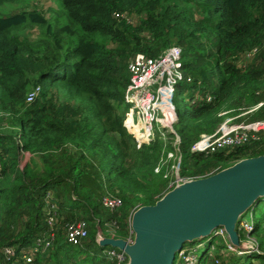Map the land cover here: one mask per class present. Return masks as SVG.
<instances>
[{"label": "trees", "instance_id": "1", "mask_svg": "<svg viewBox=\"0 0 264 264\" xmlns=\"http://www.w3.org/2000/svg\"><path fill=\"white\" fill-rule=\"evenodd\" d=\"M23 1L0 0L7 3L0 12V263L5 247L21 248L46 230L49 190L59 228L55 247L38 263L117 264L102 255L109 247L97 244V232L127 239L133 212L171 189L166 167L155 170L173 149L170 141L158 133L138 149L123 125L128 66L138 53L157 57L178 45L193 77L177 90L200 97L177 106L183 178L264 154V134L222 151L191 152L201 134L215 132L227 116L240 118V109L264 119V0H57V19L37 9H5ZM35 28L40 35L31 38ZM207 94L211 102L201 99ZM106 197L121 204L110 209ZM257 203L251 212L261 253L234 255L226 264H264V209L256 215ZM76 220L97 223L83 245L65 237Z\"/></svg>", "mask_w": 264, "mask_h": 264}, {"label": "built area", "instance_id": "2", "mask_svg": "<svg viewBox=\"0 0 264 264\" xmlns=\"http://www.w3.org/2000/svg\"><path fill=\"white\" fill-rule=\"evenodd\" d=\"M130 80L125 90L124 101L129 106L125 113L123 125L126 130L135 138L138 149L145 145L151 144L160 134L164 140L170 141L173 149L168 151L167 157H163L155 168L160 172L166 167L165 177L170 178V182L176 175L179 183L187 181V178L179 176L182 153L180 149L181 137L176 130L178 124L177 105L175 96L180 83H191L193 77L184 69L182 48L178 45H172L164 50L159 56L151 57L143 53L136 54L129 62ZM40 87L28 94L27 101L34 100L39 92ZM190 91V90H189ZM193 102L199 97L194 94ZM206 102L213 100V95L207 94L201 97ZM222 112L221 114H224ZM236 117L224 121L213 133H203L200 138L191 146L193 153H213L237 147L240 145L260 141L264 134V119L241 121L232 123ZM173 164H168L170 160ZM176 180V181H177ZM170 184V183H169ZM54 191L49 190L45 195L46 209V230L34 238L33 242L21 248L10 245L3 249L5 262L0 264H38V258L44 257L57 238L59 228V206L54 200ZM104 204L110 209H115L121 204L117 197H106ZM253 213H250V217ZM248 217V218H250ZM247 217H241L238 223V232L242 231L244 238L240 241H246L247 248H239L234 245L224 229L216 228L208 237L202 238L194 247H185V244L177 251V264H199L202 258L205 259V253L210 264H221L223 260L234 255H252L261 253L258 239L253 235V219L245 223ZM106 232L114 234V227L107 223ZM100 233L106 236L102 230ZM89 234V225L85 220H76L70 222L66 227L65 237L72 245H83ZM205 239V241H202ZM220 239V240H219ZM129 242L133 241V231L131 228L130 235L127 238ZM206 245V252L199 256L198 251ZM102 255L110 261L117 264L127 262L126 254L113 247L105 249ZM176 258V257H175Z\"/></svg>", "mask_w": 264, "mask_h": 264}, {"label": "water", "instance_id": "3", "mask_svg": "<svg viewBox=\"0 0 264 264\" xmlns=\"http://www.w3.org/2000/svg\"><path fill=\"white\" fill-rule=\"evenodd\" d=\"M264 198V154L236 161L209 176L177 184L154 204L131 216L133 241L97 232L100 247H113L127 256L124 264H173L184 243L208 237L224 227L239 248L238 223Z\"/></svg>", "mask_w": 264, "mask_h": 264}, {"label": "rangeland", "instance_id": "4", "mask_svg": "<svg viewBox=\"0 0 264 264\" xmlns=\"http://www.w3.org/2000/svg\"><path fill=\"white\" fill-rule=\"evenodd\" d=\"M5 4H7V3H5ZM5 4L0 5L1 6L0 7V12H4V9H2V7L5 6ZM11 5H13V7L7 6L5 9H10V10L15 9L17 11L18 10H25V9H27V10L37 9V10H39L40 12H42L44 15H46L50 19L51 18L52 19H55L56 18V11L58 10V1L57 0H26V1H23V3H21V4L14 3V4H11ZM21 8H24V9H21ZM52 9H54L55 11H52ZM133 19H135V21H137V18L135 16L133 18L131 16H127V20L128 21L134 22ZM39 32H40L39 29L38 28H35L33 30H30L27 34L31 38H37L40 35ZM191 96L192 95L190 93H188L187 91H177L176 96H175V103H176V105L178 106V104L180 103V101H182L183 99L184 100H188ZM254 110L255 109H250V110L249 109H240V111H239L240 118H236V119L234 118L232 120V123H238V122H241V121H244V120L251 121L252 120L251 119V113H253ZM229 118H232V117H228L227 116V118L224 121L228 120ZM171 137L172 136H169L168 141H171L172 140ZM27 158H29V156H27ZM168 164H170V165L173 164V160L171 159L168 162ZM179 176L181 178H183L181 176V174H180V170H179ZM176 180H177L176 175L173 176L171 182H170V178H169V183H170L169 184V188L172 189L177 184H179L180 180H177V181ZM75 197H77V196H75ZM252 209L253 208L249 209V211H247V213H245L244 217H247V221L245 223H247V222L249 223V221L251 220L252 215L250 217V213H251V210ZM255 209H256V215L259 213V211L261 209H264V199H262L261 201H259V203H257ZM248 217H250V218H248ZM254 218H256V216H254ZM104 227L106 228V226H104ZM89 232H90V234L97 232V223H94L92 221H89ZM87 241L89 242V240H87ZM202 241H205V239H203ZM198 242H200V241H198V240L196 241L195 240L193 242H186L185 243V247H188V246L194 247ZM53 247H55V246H52L51 249L48 252H45L47 254L44 257H42V258L47 259L48 256H49V254L52 252ZM205 252H206V245L203 246V247H201L199 249L198 254H199V256H201ZM207 255L208 254L205 253V259L202 258V262L199 263V264H210V262L208 261ZM84 257H86V253L80 255V258H84ZM42 258H40V259H42ZM230 258L231 257H229L226 260H223L221 262V264H226L227 262H229ZM253 260H254V263H259V260L258 259L253 258ZM177 263H178V254H177V256H176L173 264H177ZM38 264H42V263L39 262Z\"/></svg>", "mask_w": 264, "mask_h": 264}, {"label": "clouds", "instance_id": "5", "mask_svg": "<svg viewBox=\"0 0 264 264\" xmlns=\"http://www.w3.org/2000/svg\"><path fill=\"white\" fill-rule=\"evenodd\" d=\"M185 244V243H184Z\"/></svg>", "mask_w": 264, "mask_h": 264}]
</instances>
